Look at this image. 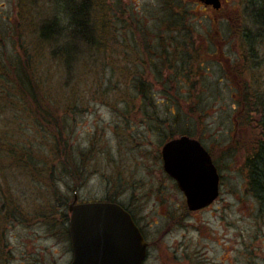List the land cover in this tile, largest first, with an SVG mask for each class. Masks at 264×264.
<instances>
[{"label": "rangeland", "instance_id": "1", "mask_svg": "<svg viewBox=\"0 0 264 264\" xmlns=\"http://www.w3.org/2000/svg\"><path fill=\"white\" fill-rule=\"evenodd\" d=\"M223 2L218 12L200 0H104L114 24L106 43L81 45L67 66L37 31L54 0H0V264H70L62 215L75 181L82 198L127 194L149 242L144 264H264V213L245 168L259 133L247 100L264 97V44L250 54L242 44L244 33L263 31L248 0ZM166 38L173 52L189 42L187 72L163 58ZM24 56L36 90L58 108L57 129L72 149L64 167L50 153L55 119L32 120L24 108L31 94L15 74ZM185 131L210 151L223 181L217 204L195 215L161 153Z\"/></svg>", "mask_w": 264, "mask_h": 264}, {"label": "trees", "instance_id": "2", "mask_svg": "<svg viewBox=\"0 0 264 264\" xmlns=\"http://www.w3.org/2000/svg\"><path fill=\"white\" fill-rule=\"evenodd\" d=\"M103 2L104 0H54L56 8L51 14L49 13L38 26L37 31L39 37L44 41L53 42L58 45V48L55 49V53L62 55L67 66L71 62L73 64L79 60L81 45L95 47L96 45L106 43L104 35L106 36L114 24L111 22L110 17L103 12ZM97 4L101 8L100 13H97ZM247 9L254 27L263 31L262 34L260 32L253 33L251 31H249L248 34L244 33L242 44L249 47L248 49L250 52H248L250 54L254 49H257V45L264 44V0H248ZM181 23L183 22L181 21L177 23V25ZM261 36L263 37V41L259 42L258 39H260ZM165 43H168V38L162 42V49L164 52L163 58L166 59L170 65H172L174 61H177L179 63L177 67L180 68V70L182 69L184 73L187 72V66L189 68L190 62L193 61V55L190 53L187 54V47H189L187 44H189V42L181 48L176 47V50L174 49L176 52L170 51L172 47H175L172 40L170 43L171 45ZM157 54L160 53L157 51L156 55ZM173 55L176 57L174 58ZM20 61L24 66V70H22L18 58L17 65L20 72L17 74L16 71L15 74L21 85V92H29L32 100L31 102H27L24 108L30 112L32 120H41V122L49 125L51 124L52 118L55 119V116L58 115V113H55L54 108L57 110L58 108L56 105H54V107L50 106L41 96L40 92L36 90L34 85V68L33 64H31L30 57L24 56L20 58ZM241 61L242 59L240 57L239 62L241 63ZM249 61L252 62L254 68L259 67L258 64H256L255 57L251 60L249 59ZM181 65L183 66L182 68ZM5 70V64H3V60L0 58L1 78L4 76ZM140 91L141 94L146 92V90L143 89ZM257 94L259 93L257 92ZM247 101L250 107V115L249 113L247 115L251 121L254 119V116H251V114L258 117L257 127L259 131L252 151L245 161V168L248 173L247 183L249 191L260 205L261 213H264V97L261 93ZM57 127L58 122L55 119L53 128L57 129ZM55 135L56 136L53 137V143L50 145V153H53V160L58 158L60 164H63L64 160H68L69 163V161L72 160V149L66 141L63 129H57ZM183 135L195 138L188 131L182 132L181 136ZM174 136L175 135L172 133L170 140L174 139ZM8 147L10 154L18 155L13 147ZM2 149L3 145L0 146V152ZM65 164H63V167ZM64 169L67 170L66 168Z\"/></svg>", "mask_w": 264, "mask_h": 264}, {"label": "water", "instance_id": "3", "mask_svg": "<svg viewBox=\"0 0 264 264\" xmlns=\"http://www.w3.org/2000/svg\"><path fill=\"white\" fill-rule=\"evenodd\" d=\"M220 10L221 0H200ZM165 172L196 211L211 205L219 195L220 174L209 151L189 136L170 140L162 148ZM76 202V201H75ZM72 204L69 237L71 264H143L147 242L131 214L118 204Z\"/></svg>", "mask_w": 264, "mask_h": 264}, {"label": "flooded vegetation", "instance_id": "4", "mask_svg": "<svg viewBox=\"0 0 264 264\" xmlns=\"http://www.w3.org/2000/svg\"><path fill=\"white\" fill-rule=\"evenodd\" d=\"M223 1V0H222ZM224 2H222V6H221V9L218 11L220 12L223 7H224ZM207 9L213 11V7L212 6H209V5H205ZM163 160V158H162ZM168 175V174H167ZM169 176V175H168ZM171 178V177H170ZM172 179V178H171ZM174 182L175 180L172 179ZM222 176L220 174V182H219V195L217 197V199L209 206L205 207V208H202V209H199V210H196V211H189V214L190 215H195V214H200V213H204V212H207V211H211L212 208L214 207L215 204H217V202L219 201L220 199V196H221V188H222ZM176 183V182H175ZM77 185V186H76ZM177 185V183H176ZM178 186V185H177ZM70 187V186H69ZM73 199L70 200L71 198H69L67 195V201L64 202L65 204V207H66V210L64 212V214L62 215V221L66 227V233L68 235V239L70 241V237H69V225H70V220H71V211H70V207L72 206V204H74L75 202V205H83V204H87V203H94V202H98V203H111V204H118L120 205L122 208H124L127 212H129L135 222V224L138 226V228L140 229L144 239L146 240L148 246H147V254H148V248H149V242L147 241L146 239V235H145V232H144V229L142 228V226L139 224V220L138 218L136 217L135 213L133 212V210L130 208L129 205L125 204L123 202V199L127 194L126 193H122V194H119L117 192L114 191V188L112 189H109L108 191V194L105 195L104 198H96V197H90V198H82L80 195H79V191H80V186H78V184L76 183L75 181V185L73 184ZM70 245H71V241H70ZM71 252H72V248H71ZM147 258V257H146ZM72 259H73V253H72ZM146 260V259H145ZM72 262V260H71ZM70 262V264H71ZM145 263V261H144ZM143 263V264H144ZM182 264H186V263H182Z\"/></svg>", "mask_w": 264, "mask_h": 264}]
</instances>
